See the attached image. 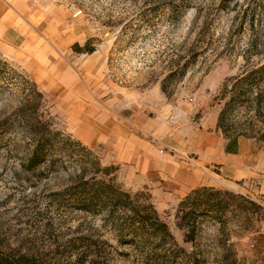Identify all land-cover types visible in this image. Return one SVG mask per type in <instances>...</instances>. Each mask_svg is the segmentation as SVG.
<instances>
[{"label": "rangeland", "instance_id": "obj_1", "mask_svg": "<svg viewBox=\"0 0 264 264\" xmlns=\"http://www.w3.org/2000/svg\"><path fill=\"white\" fill-rule=\"evenodd\" d=\"M87 41L96 47L91 54L74 47ZM247 57H264V0H0V250L36 256L39 264H264L263 142L241 139L230 156L239 171L235 161L202 164L178 146L195 160L176 157L206 178L195 188L245 199L225 214L224 226L203 220L194 238L176 217L192 189L155 192L92 139L91 123L102 114L123 124L148 119L166 129L160 138L193 143L199 123L210 125L220 112L221 88ZM37 120L59 139L35 168L29 158ZM93 162L114 165L122 189L148 193L176 242L203 258L143 262L140 252L164 249V238L119 239L107 210L79 209V184L96 170ZM246 200L259 206H250V223L241 210ZM78 249L97 252L98 261L82 262L72 253Z\"/></svg>", "mask_w": 264, "mask_h": 264}, {"label": "trees", "instance_id": "obj_2", "mask_svg": "<svg viewBox=\"0 0 264 264\" xmlns=\"http://www.w3.org/2000/svg\"><path fill=\"white\" fill-rule=\"evenodd\" d=\"M181 6L182 4L179 5ZM74 47L78 52L89 54L96 50L90 41L83 46L76 43ZM181 67L182 75L188 67V62ZM163 89L165 90L164 87ZM218 99L221 108L217 129L226 141L227 153H238L242 138H254L264 143V57L259 60L247 57L244 69L224 82ZM34 124L40 127L39 122ZM46 124H41L38 137L33 138L34 148L29 162L35 168L48 154L52 141L59 139L58 132ZM93 165L96 170L79 184L84 191L82 206L79 209L94 213L107 210L108 215L115 219L113 230L119 239L129 237L128 241L137 240L139 244L143 238L151 239L155 236L164 238L159 242V245L165 243L164 249L150 248L140 252V259L143 262H164L165 259L176 260L179 257L189 262H198L203 258V252L199 254L189 252L176 242L167 222L161 218L148 193L138 192L133 195L122 189L115 182L113 173L117 168L114 165L102 167L98 162H93ZM242 200H245L243 196L212 186L194 188L178 205L176 212L178 226L185 229L188 236L195 238L203 220L211 218L224 226L225 214L235 208L238 210L245 204ZM246 203L248 205L241 210L250 223L254 217V210L249 209L250 206H259L252 200H246ZM72 253L78 254L82 262H97L100 255L97 252L79 249ZM0 264H39V260L36 256L26 253L16 254L0 250Z\"/></svg>", "mask_w": 264, "mask_h": 264}, {"label": "crops", "instance_id": "obj_3", "mask_svg": "<svg viewBox=\"0 0 264 264\" xmlns=\"http://www.w3.org/2000/svg\"><path fill=\"white\" fill-rule=\"evenodd\" d=\"M36 61L39 62V59ZM76 107L81 106L77 104ZM218 114L219 112L214 114L210 125L204 121L199 123L194 132L196 139L191 144H188L184 138L179 139L176 135L166 139L160 138L166 129L162 124L157 125L151 120L143 121L136 118L131 124H123L102 114H99L97 120L94 119L91 123L92 139L93 143L104 145L110 162L121 164L122 169L138 183L150 180L155 192L163 194L180 192L185 195L196 186L207 183L206 178L201 173H197L194 168L186 167L183 161L176 157L177 155L160 152L159 148L163 144L191 149L197 153V161L202 164L218 163L225 167L231 163L233 165L235 161L236 171H239L238 168L242 166L230 157L237 153H227L226 142L224 144L220 140L221 132L217 129Z\"/></svg>", "mask_w": 264, "mask_h": 264}, {"label": "built area", "instance_id": "obj_4", "mask_svg": "<svg viewBox=\"0 0 264 264\" xmlns=\"http://www.w3.org/2000/svg\"><path fill=\"white\" fill-rule=\"evenodd\" d=\"M160 152H168L173 155H181L183 158H186L188 162H193V160H195V158L192 157L187 151H181L178 147L172 144H163L160 147Z\"/></svg>", "mask_w": 264, "mask_h": 264}]
</instances>
